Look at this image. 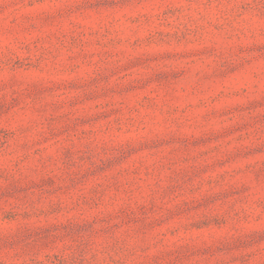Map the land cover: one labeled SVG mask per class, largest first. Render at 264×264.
<instances>
[{
	"label": "rangeland",
	"instance_id": "374dc122",
	"mask_svg": "<svg viewBox=\"0 0 264 264\" xmlns=\"http://www.w3.org/2000/svg\"><path fill=\"white\" fill-rule=\"evenodd\" d=\"M0 264H264V0H0Z\"/></svg>",
	"mask_w": 264,
	"mask_h": 264
}]
</instances>
